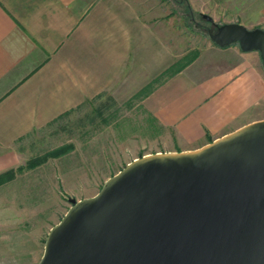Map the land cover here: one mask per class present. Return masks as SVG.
<instances>
[{
	"label": "crops",
	"instance_id": "obj_1",
	"mask_svg": "<svg viewBox=\"0 0 264 264\" xmlns=\"http://www.w3.org/2000/svg\"><path fill=\"white\" fill-rule=\"evenodd\" d=\"M152 13L143 0H0V173L13 170L24 136L98 95L136 93L174 65ZM212 50L237 59L202 78L192 62L142 99L176 127L179 151L257 119L248 116L264 95L259 52Z\"/></svg>",
	"mask_w": 264,
	"mask_h": 264
},
{
	"label": "water",
	"instance_id": "obj_2",
	"mask_svg": "<svg viewBox=\"0 0 264 264\" xmlns=\"http://www.w3.org/2000/svg\"><path fill=\"white\" fill-rule=\"evenodd\" d=\"M209 38L258 51L264 66L263 28L227 22ZM68 200L37 264H264V118L136 157L95 195Z\"/></svg>",
	"mask_w": 264,
	"mask_h": 264
},
{
	"label": "rangeland",
	"instance_id": "obj_3",
	"mask_svg": "<svg viewBox=\"0 0 264 264\" xmlns=\"http://www.w3.org/2000/svg\"><path fill=\"white\" fill-rule=\"evenodd\" d=\"M143 6L153 9L161 36L168 34L174 65L136 93L98 95L16 143V165L0 173V264H37L70 197L95 195L136 157L186 147L174 125L143 106V97L166 75L186 71L192 62L202 78L221 70L229 58L236 60L232 52L212 50L216 45L209 32L217 25L238 22L264 29V0H143ZM249 114L248 119L264 117V95Z\"/></svg>",
	"mask_w": 264,
	"mask_h": 264
},
{
	"label": "trees",
	"instance_id": "obj_4",
	"mask_svg": "<svg viewBox=\"0 0 264 264\" xmlns=\"http://www.w3.org/2000/svg\"><path fill=\"white\" fill-rule=\"evenodd\" d=\"M210 23H211V22H210ZM212 42H213V41H212ZM213 43H214V42H213ZM214 44H215V43H214ZM215 45H216V44H215ZM1 175H2V174H1ZM1 175H0V183H1V181H2V180H1Z\"/></svg>",
	"mask_w": 264,
	"mask_h": 264
}]
</instances>
